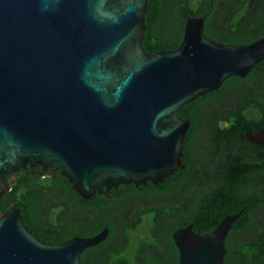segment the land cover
<instances>
[{"label":"water","instance_id":"water-1","mask_svg":"<svg viewBox=\"0 0 264 264\" xmlns=\"http://www.w3.org/2000/svg\"><path fill=\"white\" fill-rule=\"evenodd\" d=\"M149 0H0V200L16 173L60 171L84 199L120 185H158L180 170L191 121L178 112L246 77L264 36L224 44L189 17L180 46L143 47ZM211 231L173 232L175 264H223L244 209ZM109 228L61 243L39 238L16 203L0 210V264H83Z\"/></svg>","mask_w":264,"mask_h":264},{"label":"trees","instance_id":"trees-1","mask_svg":"<svg viewBox=\"0 0 264 264\" xmlns=\"http://www.w3.org/2000/svg\"><path fill=\"white\" fill-rule=\"evenodd\" d=\"M194 16L205 17V33L220 43L264 36V0H149L144 49L178 48ZM178 115L191 121L185 169L160 185H120L110 198L84 200L60 171L42 176L41 167H29L16 173L0 210L16 203L29 228L51 243L109 228L103 242L82 253L83 264H175V230L192 223L202 234L246 207L229 232L223 264H264V60Z\"/></svg>","mask_w":264,"mask_h":264},{"label":"flooded vegetation","instance_id":"flooded-vegetation-1","mask_svg":"<svg viewBox=\"0 0 264 264\" xmlns=\"http://www.w3.org/2000/svg\"><path fill=\"white\" fill-rule=\"evenodd\" d=\"M204 29H205V27H204ZM224 31H226V32H229V33H231L232 31H231V28H227V29H223ZM187 137V136H186ZM257 141H260L261 142V139L260 138H255ZM185 144H186V142H185ZM185 150H186V146L184 147V156H183V159H182V168L180 169V170H182V169H185V164H184V158H185ZM201 156H202V154H201ZM38 168V167H37ZM180 170H178V171H180ZM177 171V172H178ZM42 172H43V170H42ZM41 172V173H42ZM175 174V173H174ZM173 174V175H174ZM172 176V175H171ZM163 183V182H162ZM161 184V183H160ZM160 184H158V185H160Z\"/></svg>","mask_w":264,"mask_h":264}]
</instances>
